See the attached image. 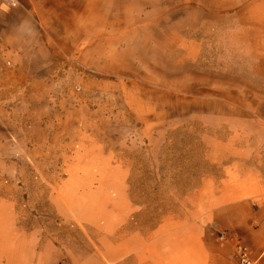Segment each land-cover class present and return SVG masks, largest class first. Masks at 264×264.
I'll list each match as a JSON object with an SVG mask.
<instances>
[{
	"label": "rangeland",
	"instance_id": "rangeland-1",
	"mask_svg": "<svg viewBox=\"0 0 264 264\" xmlns=\"http://www.w3.org/2000/svg\"><path fill=\"white\" fill-rule=\"evenodd\" d=\"M207 3L230 14L186 32L202 43L189 73L176 44H116L112 16L47 58L26 50L0 64V194L18 203L24 225L77 243L83 231L57 213V196L68 215L108 202L99 215L119 216L124 187L137 225L150 228L244 155L264 168V9L254 23L252 2L239 12L237 0Z\"/></svg>",
	"mask_w": 264,
	"mask_h": 264
},
{
	"label": "crops",
	"instance_id": "crops-1",
	"mask_svg": "<svg viewBox=\"0 0 264 264\" xmlns=\"http://www.w3.org/2000/svg\"><path fill=\"white\" fill-rule=\"evenodd\" d=\"M207 1L0 0V64L19 59L26 50H38L47 58L59 44L69 48L86 23L101 32V18L112 16L108 25L116 44H176V65L188 67L189 73L202 43L186 32L206 25L213 16L230 14L229 0H217L227 7L216 11ZM237 1L236 12L245 1L252 2L253 22L262 21L264 0ZM81 52L66 57L83 56ZM255 156L246 154L237 167H225L218 181L203 178L186 196L181 214L163 213L150 228L137 225L135 203L123 186L126 210L119 216L99 215L97 209L109 208L108 202H90L92 210L86 214L68 215L57 196V213L83 231L77 243L42 237L35 227L22 223L18 203L0 194V264H235L237 241L248 248L252 260L264 264V168L248 163Z\"/></svg>",
	"mask_w": 264,
	"mask_h": 264
},
{
	"label": "built area",
	"instance_id": "built-area-1",
	"mask_svg": "<svg viewBox=\"0 0 264 264\" xmlns=\"http://www.w3.org/2000/svg\"><path fill=\"white\" fill-rule=\"evenodd\" d=\"M225 235L220 234V239H224ZM235 264H257L256 261L252 260L249 257L248 248L241 243L240 241H237L235 244Z\"/></svg>",
	"mask_w": 264,
	"mask_h": 264
}]
</instances>
